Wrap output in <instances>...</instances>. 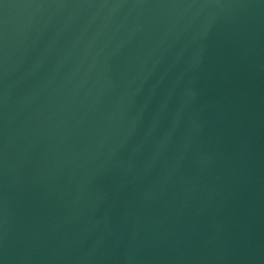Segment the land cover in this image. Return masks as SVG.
Instances as JSON below:
<instances>
[{"label": "water", "instance_id": "1", "mask_svg": "<svg viewBox=\"0 0 264 264\" xmlns=\"http://www.w3.org/2000/svg\"><path fill=\"white\" fill-rule=\"evenodd\" d=\"M0 264H264V0H0Z\"/></svg>", "mask_w": 264, "mask_h": 264}]
</instances>
